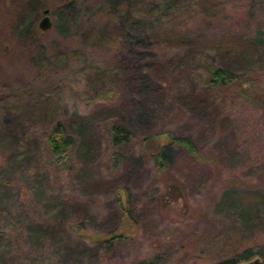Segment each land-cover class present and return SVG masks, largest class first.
Wrapping results in <instances>:
<instances>
[{
	"label": "rangeland",
	"instance_id": "374dc122",
	"mask_svg": "<svg viewBox=\"0 0 264 264\" xmlns=\"http://www.w3.org/2000/svg\"><path fill=\"white\" fill-rule=\"evenodd\" d=\"M101 1L0 0V264H212L264 244V0H126L148 21L136 44ZM208 64L228 80L209 84ZM105 123L130 137L111 146ZM171 135L200 156L170 143L158 174Z\"/></svg>",
	"mask_w": 264,
	"mask_h": 264
},
{
	"label": "trees",
	"instance_id": "16d2710c",
	"mask_svg": "<svg viewBox=\"0 0 264 264\" xmlns=\"http://www.w3.org/2000/svg\"><path fill=\"white\" fill-rule=\"evenodd\" d=\"M33 1L35 2L36 0ZM67 3L68 2H66V4ZM129 6L130 5L128 1L126 0H102L99 4V13H102L108 19L117 24L115 37L117 41L136 44L138 43L139 39L137 40L138 34L134 30V27L137 26L138 28H145L146 25H148V21L146 22L144 18L130 12ZM157 13H161V11H158ZM23 14L24 10L18 12V16H22ZM98 22H100V20ZM97 25L98 27L96 28L101 29L100 24ZM23 33L25 35L27 34L28 38H32V32L30 30L29 22L24 25ZM138 55L139 54H137L136 56ZM136 56L133 59L130 58L129 64L131 63V61L133 62L137 60ZM131 64L130 66H132ZM205 70L206 76L208 78V83L214 86L224 83L229 78L227 70L222 66H217L216 64H208V67H206ZM102 129L108 137V142L111 146H117L127 141L130 137L129 130L120 125L105 123L102 125ZM167 138L169 139L168 142L161 144L158 150L153 153L154 167L158 174H162L166 170V166L170 161V143H175L183 147L186 152L193 156H200V154L196 150V147L188 136L171 135L170 137L167 136ZM73 142L74 139L72 135L66 133L64 128L60 124L54 125L51 134L46 139L47 149L50 153V156L55 160L61 162L63 160L65 162L69 160L70 149L73 145ZM254 202H256L257 204L256 200ZM255 209V205L253 204H248L247 208L244 207L241 209L239 215L243 217L242 223L244 226L248 225V223L251 221L250 216L247 214H250ZM115 236L120 235H113L108 239H102L99 242H102L103 244H105V247L108 248L112 243V238ZM253 256H256L255 264H264V244H261L257 248H242L237 251L235 255L217 259L212 264H238L239 261L248 260ZM153 262L154 259L138 258L130 264H153Z\"/></svg>",
	"mask_w": 264,
	"mask_h": 264
},
{
	"label": "water",
	"instance_id": "95a60500",
	"mask_svg": "<svg viewBox=\"0 0 264 264\" xmlns=\"http://www.w3.org/2000/svg\"><path fill=\"white\" fill-rule=\"evenodd\" d=\"M51 26H52V20H51L50 15H49V10L44 9L42 12V16L37 23V28L40 31H46V30L50 29ZM246 264H252V262L250 261Z\"/></svg>",
	"mask_w": 264,
	"mask_h": 264
}]
</instances>
